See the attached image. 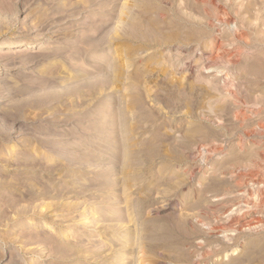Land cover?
<instances>
[{
    "label": "rangeland",
    "instance_id": "rangeland-1",
    "mask_svg": "<svg viewBox=\"0 0 264 264\" xmlns=\"http://www.w3.org/2000/svg\"><path fill=\"white\" fill-rule=\"evenodd\" d=\"M90 2L0 0V264L186 263L213 237L194 222L195 231L186 229L178 215L188 211L165 207L174 192L167 187L169 181L148 204L142 203L143 189L172 180L185 206L202 201L192 195L196 181L209 182L212 169L228 152L206 167L197 159L178 168L164 155L152 160V141L175 143L179 132L196 124L186 117L185 108L172 117L157 101V96L166 97V80L179 84L169 76L159 89L140 87L159 136L152 137L151 123L134 124L137 115L125 104L126 82L132 72L145 75L146 65L127 59L135 50L133 42L119 43L115 37L124 0ZM262 12L256 4L242 14L245 19L252 16L249 22L255 29L247 32L251 40L264 38ZM12 42L20 46L6 47ZM148 53L140 57L152 59ZM242 60L248 68L251 62L259 71L264 68L263 58ZM117 65L124 71L119 86L103 93L98 87L94 93L76 91L84 81L116 72ZM182 83L186 89V81ZM213 105L205 101L201 111L210 112ZM200 125L211 131L202 143L215 140L232 151L235 137L230 138L229 123L226 132L216 124ZM263 139L257 138L262 147ZM170 155L184 159L180 153ZM188 163L196 167L193 180L184 174ZM199 216L206 224L221 219L208 212ZM223 249H212L198 264H264V230L246 235L233 257L215 261Z\"/></svg>",
    "mask_w": 264,
    "mask_h": 264
},
{
    "label": "bare ground",
    "instance_id": "bare-ground-1",
    "mask_svg": "<svg viewBox=\"0 0 264 264\" xmlns=\"http://www.w3.org/2000/svg\"><path fill=\"white\" fill-rule=\"evenodd\" d=\"M256 4L264 15V0H248L245 4L240 0H124L119 10L120 27L115 37L119 43L123 40L133 42L135 50H132L127 59L132 58L137 63L144 62L146 65L145 75L132 72L126 82L125 104L137 115L134 124L151 123L152 137L159 136L155 116L144 107L145 95L140 92V87L151 85L149 87L159 89L162 79L167 76L176 79L179 84L166 80V97L157 96V101L162 104L168 116L174 117L173 113L185 108L186 117L196 124L179 132L176 136L179 139H174L177 143L162 141L157 145L152 141V160L164 155L174 162V168H178L185 162L197 159L206 167L211 165L209 162L213 158L218 159L228 152L224 162L212 169L209 182L200 185L199 180L196 181L192 195L202 201L185 206L177 187L170 184L172 180L157 182L156 185L143 189L145 199L142 203L148 204L151 196L158 194L157 188L169 181L167 187L174 192L165 207L188 211L189 214L180 213L181 211L177 214L186 229L194 230V222L201 226L200 232L213 237V241L195 253L188 262L179 264H198L212 249L218 251L223 245L225 249L214 260H227L236 254L238 244L246 235H256L264 230V147L257 142V138L264 137V68L261 72L258 65L252 62L248 68L242 60L246 57L255 61L264 59V38L251 40L247 32L255 29L250 25L252 22H249L252 16L245 19L242 15L244 12L249 14ZM231 7L234 10L229 13L227 8ZM194 15H200L202 19H195ZM222 30L224 35H221ZM19 44L20 42H12L6 47L18 48ZM145 53L152 59L140 57ZM134 54H138V57L134 58ZM117 66L114 73L106 72L98 78L76 85V91L87 89L93 92L98 87L97 92L103 93L111 86H119L123 81L124 71L120 65ZM183 80L188 85L186 89ZM68 91L70 89L65 93L68 94ZM205 101L214 103L212 107L209 106L210 112L201 111L205 107ZM109 120L115 121L112 114ZM202 123L213 126L216 124L225 132L229 130L226 126L229 123L232 127L229 131L230 138L235 137L231 149L233 152L225 151L223 143H216L215 140H210L208 145L202 143L201 139L211 134L208 128L200 125ZM171 153H180L184 161L178 156L173 157ZM186 166V178L195 179L196 167L189 163ZM134 173L142 174L139 170ZM207 212L211 217L218 215L221 219L216 220V216L214 223H210L212 225L206 224L199 219V215ZM233 244L237 246L231 247Z\"/></svg>",
    "mask_w": 264,
    "mask_h": 264
}]
</instances>
